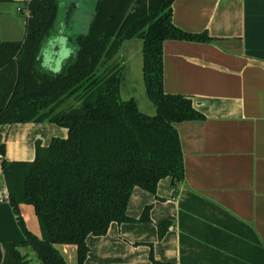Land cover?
Here are the masks:
<instances>
[{
    "label": "trees",
    "instance_id": "obj_1",
    "mask_svg": "<svg viewBox=\"0 0 264 264\" xmlns=\"http://www.w3.org/2000/svg\"><path fill=\"white\" fill-rule=\"evenodd\" d=\"M63 1L31 0L24 39L0 42V126L49 122L67 130L65 138L53 137L47 146L37 141L30 161H7L0 142L8 202L25 237L4 244L1 264H30L27 248L41 264H68L58 245L74 246L76 264H85L88 236L105 235L112 223L150 222V205L136 219L127 215L132 191L138 187L159 199L161 180L169 178L172 186L183 182L175 124L205 118L190 96L163 88L166 40H213L206 31L174 25V0H89L92 16L80 34H67L73 6L60 18ZM56 33L72 44L58 71L45 66L43 55ZM133 39L142 42V77L153 115L120 97L123 60L116 56ZM70 99L77 105L61 109ZM22 204L32 207L40 237L27 229ZM171 224L156 225L159 239ZM150 264L170 263L150 254Z\"/></svg>",
    "mask_w": 264,
    "mask_h": 264
},
{
    "label": "crops",
    "instance_id": "obj_2",
    "mask_svg": "<svg viewBox=\"0 0 264 264\" xmlns=\"http://www.w3.org/2000/svg\"><path fill=\"white\" fill-rule=\"evenodd\" d=\"M172 21L213 38L162 46L164 91L190 96L205 116L175 124L184 180L175 186L161 180L159 199L134 188L126 213L136 219L150 205V222L112 223L105 235L88 236L85 264H150V254L170 264H264V0H174ZM138 41H124L121 49L123 58L138 56L142 74ZM66 136L49 122L0 126L7 161H30L37 141L47 146ZM5 192L0 167V198ZM20 214L40 237L32 207L20 205ZM163 221L172 224L159 239L156 225ZM24 239L8 200L0 201V264L4 244ZM56 248L76 264L74 246Z\"/></svg>",
    "mask_w": 264,
    "mask_h": 264
},
{
    "label": "rangeland",
    "instance_id": "obj_3",
    "mask_svg": "<svg viewBox=\"0 0 264 264\" xmlns=\"http://www.w3.org/2000/svg\"><path fill=\"white\" fill-rule=\"evenodd\" d=\"M93 1V0H92ZM65 5L60 7V18L63 17L64 10L71 7L72 3H79V7L72 10L71 17V27L67 30V34H80L84 32L92 16V6L89 4V0H64ZM20 3L16 0L12 1H0V42L2 41H21L24 39L26 34L25 19L22 13H19L17 8ZM70 36V35H69ZM138 45L140 41L137 42ZM127 48L128 44H125ZM54 47H57V53L54 55ZM72 48V44L66 36L58 37L57 33L54 34L46 43L43 51L45 66L49 67L51 70L58 71L60 69L64 54H68L67 50ZM138 51V50H137ZM120 50V53L116 56L118 61H123V73L122 82L120 89V97L122 100L134 99L138 105L141 112L145 114H155V108L148 100L142 74L138 68L137 59L138 56L125 58V56ZM67 55L64 56V58ZM137 58V59H135ZM77 103L70 99L61 109H66L69 106H76ZM28 258L30 264H41L36 254L27 248Z\"/></svg>",
    "mask_w": 264,
    "mask_h": 264
},
{
    "label": "built area",
    "instance_id": "obj_4",
    "mask_svg": "<svg viewBox=\"0 0 264 264\" xmlns=\"http://www.w3.org/2000/svg\"><path fill=\"white\" fill-rule=\"evenodd\" d=\"M20 3V6L17 8L18 12L19 13H22L23 16H24V19H25V24L27 23V20L30 16V12H29V9H28V4L31 0H16ZM2 200H8V194L7 192H5V195L3 198H0V201Z\"/></svg>",
    "mask_w": 264,
    "mask_h": 264
},
{
    "label": "water",
    "instance_id": "obj_5",
    "mask_svg": "<svg viewBox=\"0 0 264 264\" xmlns=\"http://www.w3.org/2000/svg\"><path fill=\"white\" fill-rule=\"evenodd\" d=\"M72 6H73V8H72ZM79 6H80L79 3H72V4H71V8H72V9H74V8H76V7H79ZM71 8H70V9H71ZM70 9H69V10H70Z\"/></svg>",
    "mask_w": 264,
    "mask_h": 264
}]
</instances>
